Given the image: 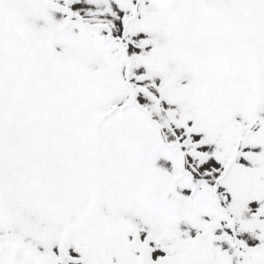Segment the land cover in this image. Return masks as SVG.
Segmentation results:
<instances>
[{
  "label": "snow or ice",
  "instance_id": "1",
  "mask_svg": "<svg viewBox=\"0 0 264 264\" xmlns=\"http://www.w3.org/2000/svg\"><path fill=\"white\" fill-rule=\"evenodd\" d=\"M0 264H264V0H0Z\"/></svg>",
  "mask_w": 264,
  "mask_h": 264
}]
</instances>
